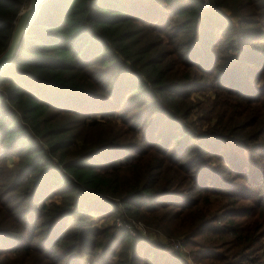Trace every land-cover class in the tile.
<instances>
[{
    "label": "trees",
    "instance_id": "1",
    "mask_svg": "<svg viewBox=\"0 0 264 264\" xmlns=\"http://www.w3.org/2000/svg\"><path fill=\"white\" fill-rule=\"evenodd\" d=\"M27 4L0 0V54ZM0 161V264L185 263L93 212L264 264V0H45L0 73Z\"/></svg>",
    "mask_w": 264,
    "mask_h": 264
},
{
    "label": "rangeland",
    "instance_id": "2",
    "mask_svg": "<svg viewBox=\"0 0 264 264\" xmlns=\"http://www.w3.org/2000/svg\"><path fill=\"white\" fill-rule=\"evenodd\" d=\"M180 3L185 2V0H177ZM25 9V8H24ZM212 93L208 92L205 96H199L197 95V99H199L200 101H205L206 97H211ZM196 110V108L193 109V112ZM18 157L16 155H12L8 158H6V166L7 167H12L16 162H18ZM3 162L0 161V165H2ZM106 214V213H105ZM93 219H94V224L96 226H101V225H106V224H113V222L115 223L116 226H122L124 225L123 221L118 217V215L114 216L112 219H105L106 215L104 214H97V213H92ZM132 226V227H131ZM135 229H139L138 232L140 235L143 236H149L152 241H154L155 243L158 244H163L166 246V250H171L172 252L178 254L179 257L184 259V264H205L204 262H198L193 253H191L186 247H181L179 242L181 241V237H173L174 239H168L167 236L160 232V231H156V230H149V234L147 233L146 228L140 224V223H133L132 225H130V234L134 235L135 231H133ZM179 241V242H178ZM157 245V244H156ZM165 250V251H166ZM254 252H259L260 248L256 247L253 250H251L250 252L252 253ZM250 252H248V254H250ZM82 259V260H81ZM80 259V262L82 264H89V260L87 257L83 256Z\"/></svg>",
    "mask_w": 264,
    "mask_h": 264
},
{
    "label": "water",
    "instance_id": "3",
    "mask_svg": "<svg viewBox=\"0 0 264 264\" xmlns=\"http://www.w3.org/2000/svg\"><path fill=\"white\" fill-rule=\"evenodd\" d=\"M44 1L45 0H28V4L25 9L20 12L14 29L11 33L9 44L5 51L0 54V73L14 59V56L19 50L26 29L32 23L33 19L38 13L41 4Z\"/></svg>",
    "mask_w": 264,
    "mask_h": 264
},
{
    "label": "built area",
    "instance_id": "4",
    "mask_svg": "<svg viewBox=\"0 0 264 264\" xmlns=\"http://www.w3.org/2000/svg\"><path fill=\"white\" fill-rule=\"evenodd\" d=\"M141 224V223H140ZM121 227H125V228H128L129 230H130V225H126V224H124V225H122ZM132 227V226H131ZM134 230H135V228H134ZM133 230V231H134ZM137 230H139V229H137Z\"/></svg>",
    "mask_w": 264,
    "mask_h": 264
}]
</instances>
